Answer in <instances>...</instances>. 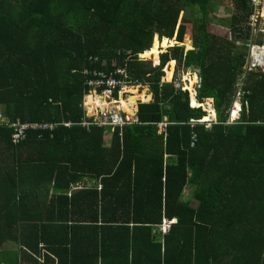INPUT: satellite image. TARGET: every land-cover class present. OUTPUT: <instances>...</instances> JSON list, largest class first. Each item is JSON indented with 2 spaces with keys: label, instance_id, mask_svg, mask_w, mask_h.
<instances>
[{
  "label": "trees",
  "instance_id": "1",
  "mask_svg": "<svg viewBox=\"0 0 264 264\" xmlns=\"http://www.w3.org/2000/svg\"><path fill=\"white\" fill-rule=\"evenodd\" d=\"M257 10L254 0H0V111L60 124L20 145L0 129V264H264V74L244 68ZM222 11L232 39L210 31ZM188 25L186 52L173 39L184 43ZM174 62L201 73L212 127L192 123L212 119L210 101L194 100L208 115L164 82ZM118 70L153 96L141 123L83 126L96 112L86 73ZM165 221H176L167 234Z\"/></svg>",
  "mask_w": 264,
  "mask_h": 264
},
{
  "label": "built area",
  "instance_id": "2",
  "mask_svg": "<svg viewBox=\"0 0 264 264\" xmlns=\"http://www.w3.org/2000/svg\"><path fill=\"white\" fill-rule=\"evenodd\" d=\"M254 4L257 7V15L252 17L253 26H257L263 14L264 0H254ZM264 46L253 47L252 58L248 63L249 72H260L264 74ZM261 58V61H260ZM201 73L199 72L198 75ZM86 75L92 76V80L88 83L89 93L86 96V107L96 108L94 120H85L82 125L88 128L93 126L103 127L110 129V133L119 129L121 132L126 126L140 124L138 116L139 105L146 103L144 101H137V111L135 114L129 113L122 107V101L127 100L131 94H128L130 89H136L137 85L131 84V77L126 70H118L115 73L107 76L104 73L99 72H87ZM120 77V78H119ZM186 83L183 81H176L174 86L177 90L185 91L184 87ZM140 87V86H139ZM198 95L197 92H195ZM93 96L96 98L93 104L88 103V99ZM100 98L104 101V105L96 102ZM193 124L199 123L193 121ZM60 124L55 123H30V122H13L9 115L5 111H0V129L3 126H10L14 130L13 142L20 145L28 140L29 134L33 130L50 129L55 130ZM67 127L72 126L70 123L64 124ZM168 123L163 122L159 124V134H165L167 136L166 127ZM212 127V125H209ZM195 145V144H194ZM102 187L99 186V190ZM176 221H165L162 231L167 234Z\"/></svg>",
  "mask_w": 264,
  "mask_h": 264
},
{
  "label": "rangeland",
  "instance_id": "3",
  "mask_svg": "<svg viewBox=\"0 0 264 264\" xmlns=\"http://www.w3.org/2000/svg\"><path fill=\"white\" fill-rule=\"evenodd\" d=\"M185 17V14L184 13H182L181 14V16H180V21H179V25L182 23V20H183V18ZM226 18L227 20H230L231 18H232V13L230 12L229 14H227V15H225V13L222 11L221 12V14H220V16L219 17H217L216 16V18H215V20H214V23L213 24H210V31L213 33V34H216V35H219V36H221V37H223V38H230V39H232L233 38V34H232V31L229 29V28H227V27H225V26H223V25H220L219 23H217L216 21L218 20V19H221V18ZM262 17H264V6H263V14H262ZM189 26V25H188ZM187 26V30H188V34L185 36V40H184V43H180V42H178V41H176L177 40V37H175L173 40H175V44H174V46H176V45H178V46H183V47H185V50H186V52H189L190 50H192L193 49V41H192V39H191V29H192V27L191 26H189L188 27ZM254 29H252L253 30V32H252V38H251V40H249L246 44H247V56H248V60H249V56H251L252 55V52H253V47L255 46V47H258V46H263L264 45V18H262V19H260V22L258 23V25L255 27H253ZM155 39H158L159 40V42H163L164 41V39L163 40H160L159 39V37H156ZM155 39H154V42H155ZM154 44V43H153ZM174 46H170L169 47V49L168 50H165V52L164 53H162V54H160V56H162V55H164V54H167L169 51H170V49H172V47H174ZM264 57V56H263ZM144 59V58H143ZM144 61H151L150 59L149 60H147V59H144ZM153 62V61H152ZM154 63V66L155 67H157V66H159L160 65V58H159V62H158V64H156L155 62H153ZM175 63V68H174V77H173V79H172V81L174 80L175 81V79H176V81L177 80H181V81H183V82H185V83H187V81L189 82L188 84H189V87L190 88H192L191 86H192V83L191 82H193V81H198V77H195L194 76V74H195V72H189V73H186V74H184V72L182 71V70H178V65H177V63L176 62H174ZM169 68V65H168V67L166 68V70H165V72H166V78L164 79V81H166V83H171L170 81H168V74H167V69ZM199 82H200V80H199ZM198 82V83H199ZM198 83H197V85H198ZM244 81H243V78H242V80H240V87L242 88L243 87V85H244ZM196 85V90H198V87L199 86H197ZM145 89V90H144ZM131 90V89H130ZM130 90H128V91H130ZM135 90V89H134ZM136 90H138V92H139V94L140 95H142V94H144V93H146V95H149V96H151L152 97V95H150V90H149V88L148 87H136ZM128 94H130V93H128ZM241 95L242 94H240V93H238L237 94V97H236V99H235V103L236 102H238L237 104L238 105H236L235 103H234V105H233V108H232V110H231V116H230V118H231V121L233 122V121H238V119H239V116H241V114H242V109H240L241 108V106H240V104L239 103H242V97H241ZM132 96V95H131ZM130 96V97H131ZM129 99V98H128ZM141 101V100H140ZM97 102V101H96ZM137 101H135V102H132V103H130V105H131V108H132V104H133V107L135 108V103H136ZM208 102V101H207ZM94 103V101L92 102V103H90V104H93ZM206 105H207V103H206ZM239 106H240V108H239ZM209 108H210V111L212 112V119H214V118H216L217 117V112H216V110H215V108H214V106H213V101L211 100L210 102H209ZM238 110H240L239 111V116H237L238 118H233V115L235 114V112L236 111H238ZM136 111H137V109H136ZM204 111H206V109H204ZM207 112V111H206ZM129 113H136L135 111H132V109H131V112H129ZM212 119L210 120V121H212ZM108 141V143H109V140H107ZM189 192H191V190L189 189Z\"/></svg>",
  "mask_w": 264,
  "mask_h": 264
},
{
  "label": "clouds",
  "instance_id": "4",
  "mask_svg": "<svg viewBox=\"0 0 264 264\" xmlns=\"http://www.w3.org/2000/svg\"><path fill=\"white\" fill-rule=\"evenodd\" d=\"M264 46V45H263ZM262 46V47H263ZM191 51V50H190ZM140 58H141V56H140ZM251 58H252V55L251 56H249V60H251ZM144 60V59H143ZM249 60H248V56L246 57V64H245V70L249 73V74H263V73H260V72H249L248 71V63H249ZM260 61H261V58H260ZM199 73H195L194 74V76L195 77H199V79H200V75H198ZM177 81H181V80H177ZM165 83H166V81H164ZM176 82V80L174 81H172L171 83H175ZM199 84H200V82L198 83V85L197 86H199ZM186 86H187V83L184 85V87L186 88ZM141 87H143V86H141ZM177 90V89H176ZM182 91V90H181ZM183 92H187V93H190V95H191V107L193 108V109H203L204 110V108H197V107H195V105H194V100L196 99L200 104H202L201 102H200V100H199V92H198V90H196V88H195V92H197L198 93V95H196V93L194 94V93H192V91H190V90H188L187 88H186V90L185 91H183ZM89 93V92H88ZM88 93L86 94V96L88 95ZM151 95V94H150ZM196 95V96H195ZM149 96V95H148ZM212 100V99H211ZM153 101V96H152V99L150 100V101H147L146 103H151ZM207 101H210V100H207ZM207 101L204 103V104H202L203 106L207 103ZM213 101V106H214V108H215V110H216V107H215V100H212ZM85 103H86V97H85ZM238 102H236L235 104L236 105H238L237 104ZM240 104V106H241V109L243 110V106H242V103H239ZM140 106V105H139ZM96 109V108H95ZM217 112V111H216ZM207 113H208V115H210L211 113L209 112V111H207ZM230 116H231V113H230ZM239 118H240V116H239ZM206 119V117L204 118V119H202V120H199L198 122L199 123H202V124H207V125H213L214 123H218L219 122V120H218V113H217V117L216 118H214V119H212V121H204ZM231 119V118H230ZM165 122H167V119H166V121ZM231 123H234V122H236V121H230ZM107 129V128H106ZM108 130V132L110 133L111 131H110V129H107ZM116 131V130H115ZM114 131V132H115ZM114 132H112V133H114ZM111 133V134H112ZM109 136H110V134H109ZM109 136L107 137V140H109Z\"/></svg>",
  "mask_w": 264,
  "mask_h": 264
},
{
  "label": "bare ground",
  "instance_id": "5",
  "mask_svg": "<svg viewBox=\"0 0 264 264\" xmlns=\"http://www.w3.org/2000/svg\"><path fill=\"white\" fill-rule=\"evenodd\" d=\"M144 90H145V89H144ZM129 93H130L132 96L129 97V99H127V100H123V101H122V107H123L126 111H128V112H131V109H132V111H135V108L133 107V104H132V108H131L130 103L135 102V101H139V100L144 101V102H147V101H150V100L152 99V97L146 95V93L140 95L139 92H138V90H136V89H135V90H134V89H131V90L129 91ZM91 97H93V96H91ZM95 100H96V98L93 97V101H94V102H95ZM97 102H98V104H100V105H104V101H102L100 98H98ZM88 103L90 104V103H92V102H88ZM135 104H136V103H135ZM239 108H240V106H239ZM240 109H241V108H240ZM239 111H240V110L236 111L235 114L233 115V118H234V119L237 118V116H239V115H238V114H239ZM135 112H136V111H135ZM134 114H135V113H134Z\"/></svg>",
  "mask_w": 264,
  "mask_h": 264
},
{
  "label": "water",
  "instance_id": "6",
  "mask_svg": "<svg viewBox=\"0 0 264 264\" xmlns=\"http://www.w3.org/2000/svg\"><path fill=\"white\" fill-rule=\"evenodd\" d=\"M176 41H177V40H176ZM192 50H193V49H192ZM192 50H191V51H192ZM148 52H149V51H148ZM148 52H146V53H148ZM140 59H141V60H143L142 56H141V58H140ZM138 111H139V110H138Z\"/></svg>",
  "mask_w": 264,
  "mask_h": 264
},
{
  "label": "crops",
  "instance_id": "7",
  "mask_svg": "<svg viewBox=\"0 0 264 264\" xmlns=\"http://www.w3.org/2000/svg\"><path fill=\"white\" fill-rule=\"evenodd\" d=\"M200 80V79H199ZM88 102H90V101H88Z\"/></svg>",
  "mask_w": 264,
  "mask_h": 264
}]
</instances>
